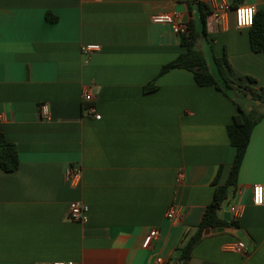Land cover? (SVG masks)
Segmentation results:
<instances>
[{
  "label": "crops",
  "instance_id": "crops-1",
  "mask_svg": "<svg viewBox=\"0 0 264 264\" xmlns=\"http://www.w3.org/2000/svg\"><path fill=\"white\" fill-rule=\"evenodd\" d=\"M199 1L0 0V130L20 160L14 171L0 166V264L183 262L181 248L231 172L236 148L227 128L239 112L236 101L252 106L198 85L188 69L160 74L187 48L182 35L151 15L178 13L199 28ZM225 1V25L211 8L208 40L199 44L211 61L226 55L264 87V50L252 49L250 28L239 27L235 15L239 4L264 13V0ZM87 43L101 48L85 62ZM156 77L157 89L146 92ZM86 89L92 101L84 100ZM72 165L83 169L77 185L65 177ZM258 183L264 117L251 133L237 187L219 210L230 221L228 206L241 205L239 227L203 232L188 264H264V205L252 201ZM73 200L87 203L88 222L69 219ZM172 205L180 211L176 220L166 216ZM153 228L160 235L145 247ZM238 240L246 242L244 253L232 249Z\"/></svg>",
  "mask_w": 264,
  "mask_h": 264
},
{
  "label": "trees",
  "instance_id": "trees-1",
  "mask_svg": "<svg viewBox=\"0 0 264 264\" xmlns=\"http://www.w3.org/2000/svg\"><path fill=\"white\" fill-rule=\"evenodd\" d=\"M243 0H235V4ZM201 16L200 27L197 28L193 20L189 21V33L182 35V44L187 51L181 53L177 58L165 64L160 74L172 68H185L193 72L198 85L215 86L230 96L233 94L237 100H248L252 103L250 108H245L238 101L239 112L235 115L232 124L228 125V134L231 144L236 148L231 172L225 184H217L214 196L202 216V219L191 234L187 242L181 248L180 264H188L192 256L194 247L202 240L203 232L207 227H224L231 225L239 227L235 219L227 221L219 216V210L227 201L229 195L236 189L238 175L241 168L247 147L250 142L251 133L255 125L264 117V87H259L254 77L237 72L231 65L227 56L212 57V61L207 57L205 51L199 44V40H208L206 17L210 14L211 7L199 1ZM50 20L56 18L48 13ZM251 46L254 51L264 50V13L257 10L254 24L250 27ZM211 63L214 64L211 67ZM159 74V75H160ZM157 78L153 79L145 86V91L150 92L157 89ZM248 90V91H247ZM19 154L16 145L10 142L5 134L0 130V166L5 171H14L19 167ZM216 184V180H214Z\"/></svg>",
  "mask_w": 264,
  "mask_h": 264
},
{
  "label": "built area",
  "instance_id": "built-area-1",
  "mask_svg": "<svg viewBox=\"0 0 264 264\" xmlns=\"http://www.w3.org/2000/svg\"><path fill=\"white\" fill-rule=\"evenodd\" d=\"M204 3L209 5L213 9V14L215 19L222 25H225L226 18L228 15L230 5L225 0H202ZM256 8L252 5L239 4L235 7L236 22L239 27L250 28L254 24ZM151 20L157 24H169L172 26L174 33L179 35H187L189 33V22L181 18L178 13L161 12L154 13L151 15ZM101 46L98 43H87L83 44L81 47V52L85 57V62L89 61L92 53L100 50ZM85 101H92L93 94L90 89H86L83 94ZM40 114L42 116L48 117V107L46 104H42L39 107ZM90 113H92L96 119H101L102 115L97 111L94 105L88 107ZM1 118V115H0ZM83 169L80 166H70L65 173L66 180L73 185H77L82 178ZM184 173L179 174V182L184 181ZM252 201L256 205H264V184H255L252 187ZM88 211L89 206L82 200H73L69 205V219L76 222L86 223L88 222ZM242 212L241 205H232L230 207V214L232 219H237L240 217ZM167 218L171 220H176L180 216V211L177 206L172 205L169 207L167 213ZM160 231L158 228L151 229L150 233L147 235L144 241V246L147 247L151 244L153 239L158 238ZM233 251L244 253L246 251V242L244 240H238L232 247ZM53 264H74L73 261H58ZM155 264H162L161 259H157Z\"/></svg>",
  "mask_w": 264,
  "mask_h": 264
},
{
  "label": "water",
  "instance_id": "water-1",
  "mask_svg": "<svg viewBox=\"0 0 264 264\" xmlns=\"http://www.w3.org/2000/svg\"><path fill=\"white\" fill-rule=\"evenodd\" d=\"M228 210H229V214H230V206H228ZM230 216H231V214H230ZM228 220H230L229 218H227ZM230 229H233V228H230ZM223 230H225V228L224 227H207V228H205V230H204V234H209L210 232H215V231H223ZM233 230H235V231H237V229L235 228V229H233ZM177 264V263H176Z\"/></svg>",
  "mask_w": 264,
  "mask_h": 264
}]
</instances>
